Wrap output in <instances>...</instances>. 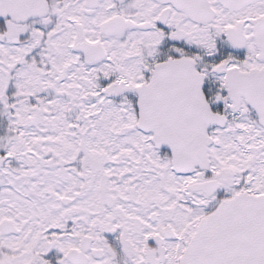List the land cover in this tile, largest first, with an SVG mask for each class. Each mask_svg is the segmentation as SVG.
Here are the masks:
<instances>
[{"label":"snow or ice","instance_id":"snow-or-ice-1","mask_svg":"<svg viewBox=\"0 0 264 264\" xmlns=\"http://www.w3.org/2000/svg\"><path fill=\"white\" fill-rule=\"evenodd\" d=\"M0 264H264V0H0Z\"/></svg>","mask_w":264,"mask_h":264}]
</instances>
